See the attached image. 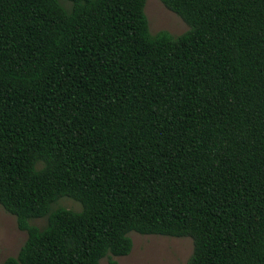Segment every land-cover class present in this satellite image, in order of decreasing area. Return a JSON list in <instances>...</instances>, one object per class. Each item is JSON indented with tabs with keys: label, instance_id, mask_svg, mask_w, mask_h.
Returning a JSON list of instances; mask_svg holds the SVG:
<instances>
[{
	"label": "trees",
	"instance_id": "obj_1",
	"mask_svg": "<svg viewBox=\"0 0 264 264\" xmlns=\"http://www.w3.org/2000/svg\"><path fill=\"white\" fill-rule=\"evenodd\" d=\"M159 1L183 33L145 0H0L1 264H116L129 233L264 264V0Z\"/></svg>",
	"mask_w": 264,
	"mask_h": 264
},
{
	"label": "rangeland",
	"instance_id": "obj_2",
	"mask_svg": "<svg viewBox=\"0 0 264 264\" xmlns=\"http://www.w3.org/2000/svg\"><path fill=\"white\" fill-rule=\"evenodd\" d=\"M143 13L150 35L165 31L171 36H177L187 29L159 0H145ZM51 207L79 210L78 203L66 198H60ZM44 223L45 218L30 220V224L37 227ZM128 237L131 241L130 252L122 257L110 256L109 260H114L116 264H184L191 253V241L187 237L172 238L135 233H129ZM24 239L25 233L16 228L14 218L0 207V264L6 257L15 256ZM99 264H108V259L102 258Z\"/></svg>",
	"mask_w": 264,
	"mask_h": 264
}]
</instances>
